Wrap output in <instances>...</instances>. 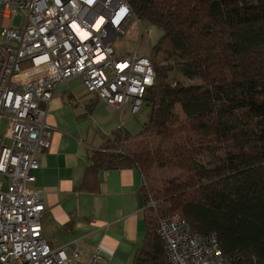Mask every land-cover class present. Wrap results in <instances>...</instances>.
I'll list each match as a JSON object with an SVG mask.
<instances>
[{"label":"trees","instance_id":"16d2710c","mask_svg":"<svg viewBox=\"0 0 264 264\" xmlns=\"http://www.w3.org/2000/svg\"><path fill=\"white\" fill-rule=\"evenodd\" d=\"M128 2L162 31L148 53L147 118L129 150L94 151L85 178L129 166L142 174L147 232L131 264H171L156 233L171 213L215 232L230 264H264V0ZM121 132L112 147L128 138ZM164 170L175 175L157 182Z\"/></svg>","mask_w":264,"mask_h":264},{"label":"built area","instance_id":"2783aa9c","mask_svg":"<svg viewBox=\"0 0 264 264\" xmlns=\"http://www.w3.org/2000/svg\"><path fill=\"white\" fill-rule=\"evenodd\" d=\"M137 22L128 0H0V119L8 121L0 142L3 264H77L75 247L54 248L44 238L43 196L31 186L51 145L47 106L58 85L78 77L108 105L137 114L155 70L148 54L114 45ZM148 206L155 208L152 199ZM156 233L171 264H230L215 232L200 233L177 213L158 217ZM84 264H106L102 250Z\"/></svg>","mask_w":264,"mask_h":264},{"label":"crops","instance_id":"0c3cea01","mask_svg":"<svg viewBox=\"0 0 264 264\" xmlns=\"http://www.w3.org/2000/svg\"><path fill=\"white\" fill-rule=\"evenodd\" d=\"M135 115L86 91L78 77L58 85L48 103L51 145L40 155L31 186L42 192L44 238L54 248L75 247L77 264L97 247L106 264H131L146 236L144 180L137 167L101 168L85 178L94 151L121 148V141L111 146L114 132L134 137L141 131Z\"/></svg>","mask_w":264,"mask_h":264},{"label":"rangeland","instance_id":"374dc122","mask_svg":"<svg viewBox=\"0 0 264 264\" xmlns=\"http://www.w3.org/2000/svg\"><path fill=\"white\" fill-rule=\"evenodd\" d=\"M18 20L14 21V24L17 25ZM162 35V31L156 26L151 25L147 20H140L137 23H134L126 32L125 35L121 36L119 40H117L114 45L119 47L121 51L125 54L133 53L134 50H137L139 55L148 54L150 49L158 42L160 36ZM185 83H188L187 80H183ZM197 82V81H196ZM137 123L141 124L144 119L147 118V113L144 108H141L137 115L132 116ZM7 119H0V142L4 141V134L7 129ZM140 138L137 136L128 137L124 142L121 141V149L129 150L131 145L135 143V141H139ZM153 144V143H152ZM120 149V147H119ZM175 175L174 172L164 170V171H156L152 174L154 178L159 180L165 177H172ZM152 183L154 186H157L158 183H153L148 180V184ZM151 199V198H150Z\"/></svg>","mask_w":264,"mask_h":264}]
</instances>
